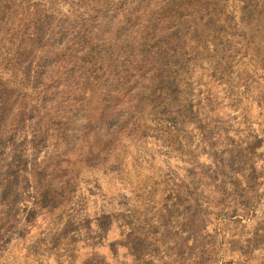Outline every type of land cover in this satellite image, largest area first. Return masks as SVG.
Returning a JSON list of instances; mask_svg holds the SVG:
<instances>
[{"label": "rangeland", "instance_id": "rangeland-1", "mask_svg": "<svg viewBox=\"0 0 264 264\" xmlns=\"http://www.w3.org/2000/svg\"><path fill=\"white\" fill-rule=\"evenodd\" d=\"M0 264H264V0H0Z\"/></svg>", "mask_w": 264, "mask_h": 264}]
</instances>
